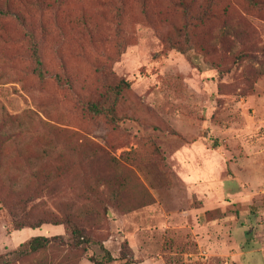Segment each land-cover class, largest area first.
I'll return each instance as SVG.
<instances>
[{"label": "rangeland", "instance_id": "rangeland-1", "mask_svg": "<svg viewBox=\"0 0 264 264\" xmlns=\"http://www.w3.org/2000/svg\"><path fill=\"white\" fill-rule=\"evenodd\" d=\"M35 1L11 5L32 23L43 79L27 29L0 19V119L10 129L0 197L22 199L32 215H73L114 259L127 247L134 264H264V0H217L185 54L161 43L177 16L169 0ZM114 93L112 122L89 113ZM186 153L216 156L201 221L186 214L207 195L187 188ZM18 219L0 205V264L100 257L94 244L23 255L32 237L70 235L15 229Z\"/></svg>", "mask_w": 264, "mask_h": 264}, {"label": "trees", "instance_id": "trees-1", "mask_svg": "<svg viewBox=\"0 0 264 264\" xmlns=\"http://www.w3.org/2000/svg\"><path fill=\"white\" fill-rule=\"evenodd\" d=\"M252 2L253 0H249ZM37 4L38 0L35 1ZM169 4L172 10L177 12V16L171 18L170 28L168 32L161 36V43L165 49L176 50L182 54L187 51L194 49L196 46L195 38L192 37L191 33L194 29V25L201 24L207 21L212 16V12L215 9L217 0H204L202 5L196 6L193 0H169ZM11 18L20 23L21 26L25 27L29 32V46L31 49L30 61L33 73L39 79L44 78L43 65L39 54V45L34 38V28L31 24H26L21 13L11 5V0H0V19ZM174 20V21H173ZM115 100L109 105H100L98 103H88L87 110L94 116H103L109 122H112L115 118V110L119 97L117 93H114ZM6 118L0 119V150L3 149L7 136L10 133V129L3 130ZM2 158H0L1 166ZM20 190L13 188L11 194L16 197L20 194ZM22 199L19 201L13 200L8 203L6 198L0 197V205L7 207L14 214H18L19 219L14 224L15 229L28 227V228H39L43 225L51 226H64L70 235V241L64 243L61 236H53L46 238L42 236L32 237L26 244V250L22 251L21 254L31 255L37 252L44 251L52 246H66L70 249L87 248L94 244L98 247L100 257L97 258L94 255H90L87 260L91 264H112L115 261L120 264H134L135 260L132 252L126 247L121 248L119 257L114 259L109 250L100 242H96L90 238L85 232L82 226L78 223L77 219L73 215L68 213H62V215L54 216L52 214L44 215H32L24 205Z\"/></svg>", "mask_w": 264, "mask_h": 264}, {"label": "crops", "instance_id": "crops-1", "mask_svg": "<svg viewBox=\"0 0 264 264\" xmlns=\"http://www.w3.org/2000/svg\"><path fill=\"white\" fill-rule=\"evenodd\" d=\"M188 150V148H187ZM193 156V157H192ZM185 154V165L187 169L190 171L191 182L186 184L187 188H195L198 192H206L207 195L197 193L196 196L198 200L204 198L203 206L199 209H190L186 211V214H194L199 221H201V215L204 213L203 208L212 207L213 203V195H209L212 193L214 186H212V181L210 180V174L214 171V163L213 159H216L215 155L212 154H194L192 153ZM223 160V159H222ZM218 161V160H217ZM228 179H234V176H230ZM249 188V185H248ZM250 190V189H247ZM248 193L243 191V195L247 196ZM205 204V205H204ZM203 209V210H202ZM205 220V219H204ZM211 223L218 222V219L211 220ZM207 224V223H206ZM261 252V251H260Z\"/></svg>", "mask_w": 264, "mask_h": 264}, {"label": "built area", "instance_id": "built-area-1", "mask_svg": "<svg viewBox=\"0 0 264 264\" xmlns=\"http://www.w3.org/2000/svg\"><path fill=\"white\" fill-rule=\"evenodd\" d=\"M261 234H262V237H261V241H260V247H261L260 250L262 252H264V224H263V230H262Z\"/></svg>", "mask_w": 264, "mask_h": 264}]
</instances>
